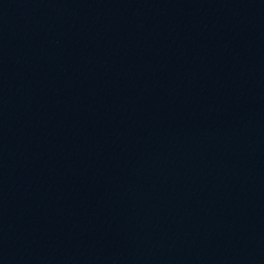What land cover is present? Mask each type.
I'll return each instance as SVG.
<instances>
[{"label":"water","instance_id":"95a60500","mask_svg":"<svg viewBox=\"0 0 264 264\" xmlns=\"http://www.w3.org/2000/svg\"><path fill=\"white\" fill-rule=\"evenodd\" d=\"M0 264H264V0H0Z\"/></svg>","mask_w":264,"mask_h":264}]
</instances>
